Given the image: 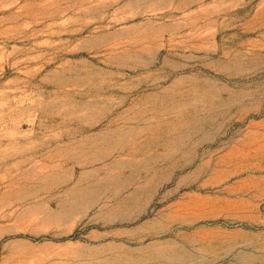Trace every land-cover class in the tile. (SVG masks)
Instances as JSON below:
<instances>
[{
    "label": "rangeland",
    "instance_id": "rangeland-1",
    "mask_svg": "<svg viewBox=\"0 0 264 264\" xmlns=\"http://www.w3.org/2000/svg\"><path fill=\"white\" fill-rule=\"evenodd\" d=\"M0 264H264V0H0Z\"/></svg>",
    "mask_w": 264,
    "mask_h": 264
}]
</instances>
